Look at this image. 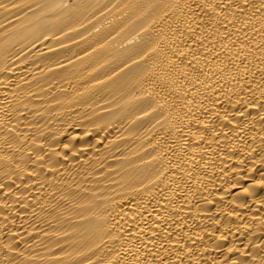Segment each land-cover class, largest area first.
Listing matches in <instances>:
<instances>
[{"label":"bare ground","instance_id":"obj_1","mask_svg":"<svg viewBox=\"0 0 264 264\" xmlns=\"http://www.w3.org/2000/svg\"><path fill=\"white\" fill-rule=\"evenodd\" d=\"M0 264H264V0H0Z\"/></svg>","mask_w":264,"mask_h":264}]
</instances>
